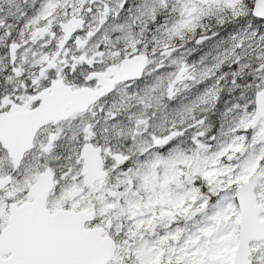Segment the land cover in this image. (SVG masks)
<instances>
[{
    "label": "snow or ice",
    "instance_id": "1",
    "mask_svg": "<svg viewBox=\"0 0 264 264\" xmlns=\"http://www.w3.org/2000/svg\"><path fill=\"white\" fill-rule=\"evenodd\" d=\"M0 264H264V0H0Z\"/></svg>",
    "mask_w": 264,
    "mask_h": 264
},
{
    "label": "rangeland",
    "instance_id": "2",
    "mask_svg": "<svg viewBox=\"0 0 264 264\" xmlns=\"http://www.w3.org/2000/svg\"><path fill=\"white\" fill-rule=\"evenodd\" d=\"M204 87H205V85H203V84L198 86V88H199L201 91L203 90ZM192 98H194V96L191 95V94H189V95H188V99L190 100V99H192ZM185 102H187V101H185Z\"/></svg>",
    "mask_w": 264,
    "mask_h": 264
}]
</instances>
